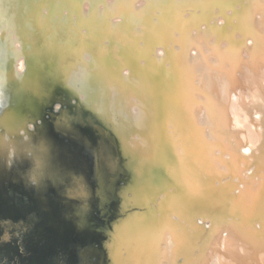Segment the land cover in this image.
<instances>
[{
    "label": "bare ground",
    "instance_id": "bare-ground-1",
    "mask_svg": "<svg viewBox=\"0 0 264 264\" xmlns=\"http://www.w3.org/2000/svg\"><path fill=\"white\" fill-rule=\"evenodd\" d=\"M60 1L63 7L75 13L76 6H80L82 2L80 0V2H76V5L71 0ZM93 1L100 4L99 0ZM118 1L124 4L122 8L121 6L117 7L113 3H105V8L101 5L103 8L98 13L97 18L90 17L83 12H77V17H79L78 24H84L86 33H78L71 46L59 45L55 40L50 43L48 41L49 39H46L47 32H44L41 26L45 25L42 24L45 22L44 18L46 19L47 17L38 15L39 11L37 10L31 16L33 19L32 24L37 30L39 29L42 34V39L40 40L37 35L28 37L29 41L36 44V49L34 48L35 52L39 50V46L43 47L44 52L49 53L53 59L52 61L50 60V63L56 62L55 64L58 65L56 66L57 69L59 68L60 71L64 70L62 71L64 75L65 72H69V75L66 74V86L68 89L71 87L70 82L73 83L75 81L78 72L79 76L84 78V72H88L92 68L95 75L99 74L103 76L101 79L95 78L96 80H93V87L98 86L97 89H99L100 93L98 94V101L92 99L90 95V101L94 105L91 110L100 118L102 125L108 127L117 135L120 144V153L123 158L122 162L131 169L134 176V184H119L117 186L118 189L115 191L121 197V203L117 206V210L127 215L122 217L115 225L116 231L113 242L111 243V259L113 263L130 264L127 261V255L126 258H123L125 262L123 260L120 262L118 257L121 256L123 246L126 242H137L139 239L141 240V244L144 243L145 247H149L151 241L157 242V244L153 245V248L157 249V253L153 251V254L149 256V264H176L179 258L182 260V264H264V153L261 150L262 147L264 148L262 144V141H264L263 23L260 20L254 19V9L250 8L252 10L250 12L247 5L242 3V0H215V4H219L220 13L226 10L231 11V14L226 15L227 17L225 18V21H232V19L236 21L231 23V32L236 30L243 38H251V48L243 52L240 50L241 47L236 46L237 44L234 41V44H228L229 42L227 41V44L220 48L215 47L214 40L209 42L210 40L208 38H214L215 41L224 38L221 28L211 25L208 22L212 14L209 2L213 0H173L172 11L163 12L156 28H149L144 25L146 16L142 7L133 9L132 0ZM200 1H204L202 3L204 5H200ZM50 3L52 4V2ZM186 3L190 5L184 8V13H203L202 16L194 15L196 20L192 21L191 25L184 32H181L179 28H175L174 22L181 16L180 6H185ZM236 4H240L238 9H234ZM126 7L129 8L127 13L125 11ZM153 8L157 9L156 12H161L159 8L155 6ZM52 9L57 10V7L53 6ZM262 10L264 13V8ZM9 13L7 11L6 13H2V15L8 17L10 16ZM113 13L121 14V17L126 21L119 26L113 25V21L104 24L102 19L104 16L102 15H112ZM201 17L205 18V28L194 29L196 32L193 33L191 30L199 23L198 20L201 21ZM78 24L76 27H78ZM135 26L141 28V32L136 36V43L139 40L142 41V45L140 46L130 38L131 29ZM172 39L179 46L180 59L183 61V67L185 69L183 70V76L179 75L180 82L185 87H181L178 94L184 100L185 104L190 105V108L194 107L193 104L197 106L199 104L202 105L199 110L196 111L195 109V112L200 115L197 117V125L204 130L207 141L211 143V140L214 138L212 126L215 125V121H211L209 116H207L206 111L208 106V110L222 126L224 135L233 142V150L231 152L234 154L230 160L231 163L227 161V164H231L228 169L229 173L232 174L231 176L235 178V175H237L238 178L240 177L242 179L240 182L237 180L238 183H235L236 186L233 184L234 187H239L240 184L243 185V191L239 197H237V194H230V197L228 195L229 193L227 194L233 188L231 183L229 186H223L224 184L215 186V180L217 179L214 178L207 179V181L201 179V185L204 186V189L201 191L198 190V187L189 188L187 185H184L183 176L185 171L183 172L180 168L181 165L188 166L186 164L187 151L182 152V154L178 153L177 149H175L176 145L174 146L171 140H167L169 137L166 135L164 126H162L165 120L163 118V110L166 107L173 106L172 102H174L176 88L175 81H179L178 76L175 77L174 72L169 69L172 67L171 69L174 71H178L179 74L182 73L176 60H171L170 68L166 65V60L172 58L176 50L174 42L171 41ZM105 42L107 43L106 45L104 44ZM157 48L163 50V58L160 54L152 55ZM123 49L129 50V54H125ZM189 49H193L192 54H189ZM18 52L19 49L17 48L16 53ZM85 55H89L87 56L86 70L80 64L81 61H77L79 60V56L82 58ZM94 56L99 57L100 60L94 62ZM63 57L65 59L70 57V62L66 61L65 65H63L64 62L62 60L59 61ZM89 58L91 59L89 62L94 65L88 64ZM142 61L145 64H142ZM75 62H78L75 65L76 69L79 67L77 75L74 71L70 72L69 69L71 67L70 65ZM111 62L113 63L112 65ZM125 64L142 70V74L146 79L142 81L141 90L146 93V97H153L155 100L153 103L155 110L154 116H151L150 119L147 118L146 108V106H149V99L144 102L146 106L144 105L142 107L138 105L140 107L138 114L141 113L138 116V120L143 121L144 125L147 126L148 132L152 133L153 127L156 126V132L153 131L154 137L151 136L149 141V149L145 148L144 150L139 142L131 138L134 131L136 134L140 133V126L126 128L123 125L125 119L132 118L130 116L131 113H126L127 117L122 116V112L120 113V109H126V104L128 103L127 97H129L127 89L124 90L125 84L120 82L117 76ZM103 65L111 70L105 72L102 69ZM153 65L158 67H155V70H153ZM23 71L24 68L20 73ZM62 72H60V76ZM46 80L48 78H43L39 82L37 81L40 84V89L34 92L32 91L31 94L34 99L37 97L40 102L49 101V97L43 90L47 86L53 88L52 82V85H50V82ZM150 83L153 84L152 87L149 86ZM20 84H18L16 78L15 80L9 77L0 78V104L1 106L3 105L2 107L11 101L27 107L29 103L32 105L34 100L31 98V100L25 101ZM6 86L12 87L14 94H11L6 89ZM75 89L76 91L78 90L77 88ZM109 91L111 96L109 95ZM84 104L86 103L84 102ZM37 105L39 106V104ZM115 110L119 111V113ZM108 112H112V114ZM25 118H15L14 115L8 123H5L7 125L0 127V130L7 131L13 136L18 134L16 129H22L25 132L27 127L25 128V125L23 127V124H21L24 123L23 119ZM110 118L117 119V122L111 123L109 121L111 120ZM30 125L34 127L32 121H30ZM46 134L49 133L47 132ZM64 137L59 134L57 136L59 140H56V142L59 141V143L57 142V145H55L56 153L54 155L57 159L55 158L56 163L50 159L52 162L51 167L54 168L50 173L67 177L70 183L75 181L78 185H81L82 176L77 177L74 175L73 167L70 163L66 164L64 156L59 151L62 147L63 139H65ZM198 139L199 137H196L193 141L195 148L198 146ZM160 140H166L167 148H164V144L160 143ZM46 142L50 146L53 144L51 135H49V139L47 138ZM75 143L77 145L80 144V148L83 147L79 138ZM57 146L60 147L57 148ZM242 148L246 152L251 149L255 150V156L241 157L237 151ZM84 150L85 152L83 151V154L90 158L91 149L87 147ZM3 156L4 150L0 154V165L3 163ZM251 162L255 166V173L249 176L248 172L251 171L249 169ZM207 166L212 171V174L218 177V180L230 175H222L220 172L219 174L214 171L213 163ZM51 167L49 168L51 169ZM167 167L173 168L167 172ZM188 167L191 166L189 165ZM68 170L69 172H67ZM173 171L179 172V179H173L171 177L173 176ZM212 174L206 175L210 177ZM171 183L176 189L175 193L171 191V187L169 188ZM165 196L168 198L164 202L162 198ZM149 204L151 208L148 207ZM130 205H134L136 208L132 211L127 210ZM197 208L221 209L217 217L223 218L222 215L229 217L227 225H232L231 230L226 235L222 233V235L215 236L214 238L208 235L205 244L198 241L194 243L192 241L193 237L187 236L188 239L183 240L178 245V238H174L165 232L162 234L161 231L165 225H173L172 214L178 215L182 221L181 223L189 225L191 228L197 226L189 221V216L195 211H198ZM129 211L130 213L128 214ZM256 218L260 220L258 223L260 228L258 229L250 227L249 225L250 221ZM177 223L179 225L180 222L176 221L175 224ZM184 224L181 225L184 226ZM220 226L221 224L212 226L211 234L213 236L217 235L214 229L218 232L222 229ZM226 227L228 228L229 226ZM183 229L187 230L185 226ZM246 229L251 230L252 233L246 234L244 232ZM155 234L158 235L154 236ZM197 237L202 241L199 235ZM144 238L145 240L143 241ZM194 239L197 238L194 237ZM209 240L212 241L208 242ZM137 244L139 245V243ZM207 247L209 248L208 254L206 251ZM195 249H197V252H195ZM115 259L119 260V262H116Z\"/></svg>",
    "mask_w": 264,
    "mask_h": 264
},
{
    "label": "water",
    "instance_id": "water-1",
    "mask_svg": "<svg viewBox=\"0 0 264 264\" xmlns=\"http://www.w3.org/2000/svg\"><path fill=\"white\" fill-rule=\"evenodd\" d=\"M53 1L0 0V78L9 77L14 80L16 78L18 84L21 83L25 101H29L31 98L34 100L32 105L28 104V107L15 104L12 101L4 107L0 104V127L7 125L5 123H8L14 115L15 118L31 116L29 121L34 123V130L28 132L27 135H35L37 137V140L34 139L35 144H40L48 132L53 138L52 145L54 146L57 145L58 136L55 130V120L67 124L70 122L69 119L74 118L75 122H70L66 126L76 129L78 123L96 122L94 125L96 130L92 129L93 126H88L86 130L91 141L85 142L80 139L84 149L87 147L91 149V157H86L83 154V151L85 152L83 147L80 148L75 143L80 136L78 132H73L70 135L72 137L68 138L63 133L59 134L65 136L62 147L59 149L65 158L64 161L66 164H71L77 175L82 176L81 182L79 181L81 185L75 181L70 183L67 177L47 172V163L50 164L51 161L46 162L48 159L40 153L37 145L34 148L31 147L30 155L17 158L16 141L13 136V142L9 144L8 149L4 150L6 158L3 157L6 161L0 165V264H114L111 259V243L116 231L115 225L127 215L117 210V206L121 203V197L115 191L118 189L119 180H122L121 185L134 184V176L131 169L122 162L117 135L102 125L100 118L91 110L94 105L90 101V95L92 99L98 101L100 93L97 89L98 86L93 87L92 85L93 80H96L93 71L89 69L87 74H83L84 78H81L75 70L76 63L73 66L70 65V72L74 71L77 75L76 82L74 81L71 85L87 94L84 100H78L75 97L76 104H71L72 89H68L66 86V74L69 75V72H65L64 75L62 72L64 70L57 69L56 62L50 63V60L53 59L49 53L44 52L43 47L39 46V50L35 52L36 44L28 39L32 35H37L40 40L42 39L39 29L37 30L32 24L31 16L37 10L39 11L38 15L41 16L44 13V17L53 18L52 10L54 9L50 6L52 5L50 2ZM82 1L89 3L87 12L90 14L96 13L100 5L105 8V3L108 1L117 7L121 6L122 8L124 5L118 0H99L100 4L93 0ZM141 6L146 16L144 25L156 28L163 12L172 11L173 0H145ZM154 6L159 8L162 13L158 11L160 14L155 15L157 9L153 8ZM75 9L78 13L82 11L80 6H76ZM128 9L126 7V13L129 11ZM7 11L10 12V16L2 15ZM102 16H104L102 18L104 24L112 22L115 18L121 20L113 21L115 26L122 25L126 21L118 13ZM153 16H156V19ZM228 25H231V21H227L221 30L224 37L228 36L226 38L228 42L234 44L232 35L236 30L231 32V36L226 35ZM5 30L8 33H5ZM244 39L236 42V46L240 48L244 44ZM15 40L19 44V52L16 54L15 49L12 50ZM55 49L58 50L56 47ZM13 55L24 60V71L20 74H15L12 69ZM60 60L65 65V62H70L71 58L63 57ZM88 64L94 65L90 62ZM72 67H74L73 70ZM60 72H62L61 76ZM43 78H48L46 81H49L50 85L53 84V88L47 86L43 90L49 97L47 102H40L37 97L34 99L31 96L32 91L40 89L38 82ZM86 85L93 92L89 90L88 93ZM6 89L14 94L12 87L6 86ZM55 104L61 105L57 111L53 110ZM95 104L99 107L97 103ZM45 116H48L49 119H46ZM27 118L23 119L24 123ZM38 119L42 121L41 125L37 123ZM24 123H21L23 127ZM16 130L18 131V129ZM94 140H96L95 143ZM92 143L95 144L94 147ZM59 147L57 146V148ZM261 150L264 153L263 147ZM251 151V154H241L239 150L237 152L241 157H254L255 150L251 149ZM250 165L254 166L252 162ZM210 178L218 179L214 174L208 177V179ZM218 181L220 182V180ZM170 187L171 191L175 193L176 189L172 183ZM227 194L230 197V191ZM166 198L168 197L162 198L164 202ZM148 207L151 208L150 204ZM135 208L134 205H130L127 210L132 211ZM197 209L198 211L189 216L190 222L194 223V219L199 217L202 221L209 220L212 226L221 224L222 230L226 229L229 217L223 215V218L217 217L221 209ZM255 220L260 221L257 218L253 219V221ZM253 221H250V227H252ZM244 232L252 233L249 229ZM92 258L95 260H91ZM176 264H182V260L179 258Z\"/></svg>",
    "mask_w": 264,
    "mask_h": 264
},
{
    "label": "rangeland",
    "instance_id": "rangeland-1",
    "mask_svg": "<svg viewBox=\"0 0 264 264\" xmlns=\"http://www.w3.org/2000/svg\"><path fill=\"white\" fill-rule=\"evenodd\" d=\"M71 1H74L75 4H76V2H80V0H78V1L71 0ZM154 1H156V0H154ZM179 1H181V0H179ZM197 2H199V1H197ZM200 2H201V4L199 3L200 5H204V4H202V3H204V1H200ZM106 3L109 4L110 1H108ZM144 3H145L144 0H132V7H133V9H137L139 7H142L141 5ZM215 3H216L215 0L209 2L212 14H211V16L209 15L210 19L208 20V22L211 25H215L217 27L223 28V26H225L226 22H227V21H225L226 20L225 18L231 14L230 13L231 11L226 10L224 12L221 11V13H220L219 12V4H215ZM242 3L244 5H247L250 12H252L251 9H254V12H253L254 13V19L258 20V21L260 20L263 23L262 25L264 26V13L262 10L264 8V0H242ZM189 5L190 4L186 3L185 6L184 5L182 7L180 6V12H181L180 15L181 16H180V18H178L174 22L175 28L176 27L179 28L181 32H184L186 30V28L191 25V22L196 20L194 15L202 16V13H203V12H200L198 14L197 13L196 14L195 13H192V14L184 13L183 12L184 8L188 7ZM50 6H51V8H53V6L54 7L56 6L57 10H53L54 12L52 11L53 15L52 14L51 15L53 16V18H50V19H48V17L46 19L44 18L45 22L42 25H44V24L45 25L41 26V29H43L44 32L45 31L47 32V35H46L47 38L46 39L47 40L49 39L48 41L50 43H52V41L55 40L59 45H67V47L71 46L73 44V42L75 41L76 35L78 33H80V34L86 33V28L84 27V24L82 23L79 25L78 24V22H79L78 18L79 17H77V12L75 13V12L67 10L66 7H63L61 5L60 0H57V1L54 0L52 2V5H50ZM239 7H240V4H236L234 6V9L235 8L238 9ZM80 8L82 9L81 13L83 12V13L88 14V16H90V17L97 18L98 13L100 11H102L103 7L101 5L98 6L97 12L94 14L93 13L90 14L89 12H87L88 8H89L88 2L85 3V1H82L80 4ZM158 13L159 12L157 11L155 13V15H158ZM42 15L44 16V13ZM186 16H187V18H186ZM204 17H201L200 18L201 21L198 20L199 23L196 24L195 28H193L191 30L193 33L196 32V30H194V29H200V28L204 29L205 28V26H204L205 18ZM153 18L156 19V16H153ZM113 21L119 22L121 20L119 18H117V19L115 18V19H113ZM232 22H236L235 19H232L231 23ZM77 24H78V27H76ZM231 29H232V24H231V26L228 25L226 27V30H227L226 35L229 34L231 36V33H230ZM6 32H7V30H5V33ZM139 32H141V28L139 26H137V27L135 26L133 29H131L130 38L132 41H134V43H136V41H137L136 36H137V34H139ZM216 32H217V29H216ZM209 36H210V34H209ZM4 37H6V35H4ZM226 38L224 37L223 39L221 38L220 40H217V41H215L214 38H208V40H210L209 42H212L214 40L215 47L220 48V47H224L227 44L226 42L228 40ZM232 39L234 42H238L240 40H243V37L241 36L240 33H238L236 31L232 35ZM171 41L174 42V44H175L174 47L176 48V50L174 49L175 53H174L173 57L166 60V65L169 66L168 68H170L171 67L170 62H172L171 60H176L177 65L181 69L182 73L180 72L181 74H179L178 71L176 72L173 69H171L172 67L169 69L170 71L174 72L175 77L178 76L179 81H177V80L175 81L176 88H175L174 102H172L173 106H170L169 108L166 107L165 110H163L164 111L163 112V118H165V120L163 121L162 126H164L166 135H168V137H169L167 140H171V143L173 142L174 146L176 145L175 149H177V152L182 154V152L184 153V151L185 152L187 151L186 152L187 153L186 164L188 166L190 165L192 168L188 167L186 165H181L180 169L183 172L185 171L184 172L185 174L183 176V180L185 183L184 185H187L189 188L198 187V190L201 191L204 189V186L201 185V183H202L201 179L204 181L205 180L207 181L208 176L206 174H210V175L212 174V171H210V169H208L207 165H211V163H213L214 171H216L218 173L220 172L222 175H226V174L232 175L231 173H229V170H228L229 167L231 166V164H227L228 163L227 161H229V163H231L230 160L234 154L231 152L233 150L232 149L233 142L231 141V139H227L226 135H224V133L222 132L223 131L222 126L220 125L219 121L217 119H215L214 115L208 110V108H209L208 106H207V111H206L207 116H209L211 121H215V123H214L215 125L212 126L213 127L212 134H213L214 138L211 140V143L209 141H207V139L205 138V135H204V130H202L197 125V117L200 115L197 114V112H195V109H196V111L199 110V108L202 105L199 104V106H197L196 104H193V106H194L193 107L194 109H193V108H190V105L185 104L184 100L182 98H180V95L178 94V92L181 89V87L182 88L185 87V86L183 87V84H181V82H180V76L184 73L183 70H185V69L183 67V61L180 59L179 46L177 45V42L174 41L173 39ZM250 41H251V38H245L244 39V44L240 48L241 51L245 52V51H248L249 48H251V42ZM13 44H14V46H13L14 48L12 50L15 49L14 52L16 54V49L17 48L19 49V46H18V43L16 42V40L13 41ZM104 44L106 45L107 43L105 42ZM136 44L138 46H140V45H142V41L139 40V42ZM228 44H230V43H228ZM192 50L193 49H189V54H192V52H193ZM123 51L125 52V54H129V50L123 49ZM154 51L155 52L153 54H156V55L160 54V56H162V57L164 56L163 55L164 53H162L163 52L162 49L157 48ZM87 56H89V55H87ZM87 56L85 55V57H82V58H81V56H79V58H78L79 60H77L79 62L81 61L80 64L83 65L85 70H86V66H87V58H88ZM94 57H95L94 62L100 60L99 57H96V56H94ZM12 59H13V66H12L13 71L15 72V74H20L21 70L24 68L23 67L24 66L23 59L16 58V56L14 57V55H13ZM89 61H90V58L88 59V62ZM75 63L77 64L78 62H75ZM112 64L113 63L111 62V65ZM142 64H145L144 61H142ZM101 65H102V63H101ZM71 66H73V64ZM88 67L90 68V66H88ZM153 67H154V69L153 68H151V69L155 70V67L157 68L158 66L153 65ZM123 68H122L123 71L121 69L120 74L117 76L120 79L119 81L125 84L124 90L127 89V91H128L127 94L129 97H127L128 103L126 104V109H128V110L120 109L121 110L120 113L122 112L121 113L122 116H126L127 115L126 113H131L130 116L132 117V118L125 119L123 122L124 123L123 125L126 128L130 127V126H140V130H141L140 133L136 134L134 131L131 135V138L133 140H136L137 142H139V144L142 146V148H144V150H145V148L149 149L150 148L149 141H150L151 136L154 137L153 131L156 132L155 131L156 126L153 127L152 133H149L147 126L144 125L143 121L138 120V118H139L138 116L141 114V113L138 114V111L140 110L139 106L140 105L142 107L144 105L146 106V104H144V102L147 101V99H149V101H148L149 106H146V108H147V118L150 119L151 116H154L155 110L153 108V103L155 102V100L153 99V97L152 98L146 97V93L143 90H141L142 81H144L146 79V77L143 76V74H142V70L139 68H136L134 66L131 67L127 64H125ZM73 69H74V67H72V70ZM78 69H79V67L75 70H78ZM102 69L105 72L111 70L107 66H104V65H103ZM90 70H92V68H90ZM86 72L87 71H85L84 73L87 74L88 72L87 73ZM78 74H79V72H78ZM94 76L96 79H101L103 77L99 74L94 75ZM71 84L72 83L70 82V86H71L70 88L72 89L71 90L72 91V93H71L72 97L70 99V103L75 105L77 99L78 100H84V98L87 96V94H84V92H82L80 90L76 91V89ZM149 86L152 87L153 84L150 83ZM85 88L88 89L87 91L89 93L90 88H88L87 85L85 86ZM90 91L93 92V90H90ZM109 95L111 96L110 91H109ZM75 97L77 99H75ZM59 108H61V105L55 104L53 107V110L57 111V110H59ZM124 110H126V111H124ZM116 112L119 113V111H116ZM108 113L112 114V112H108ZM28 118L30 120L31 116H28ZM28 118H27V121H25V123H24L25 127H27V132H24L22 129H20L17 131L18 134L15 135L16 150H17L16 152H17V156H18L17 158H19V156L25 157V155H27V154L30 155L31 147L34 148L37 145L39 147V150L41 151L40 153H42V155H44L48 159L46 162L50 161V159L54 160V162H55V160L57 159L56 156H54L56 153L55 152V145L56 144L54 146L53 145L50 146V145H48V142H46L47 138L49 139L50 133L45 134V138L42 139L40 144H35L34 139L37 140V137L35 135L34 136L31 135L32 137L27 135L28 132H31L32 130H34V127H32L30 125V121L28 120ZM45 118L49 119L48 116H45ZM74 120H75L74 118L69 119L70 122H75ZM109 121L111 123L117 122V119H111ZM70 122H67V124ZM37 123L39 125H41L42 121L40 119H38ZM54 123H56L55 124L56 133H58V134L63 133L66 136V138H68V135L70 136L73 132H78V134L80 135L79 139H83L85 142L90 140V136L87 134V131H86L87 127L93 126L94 128L92 127V129H95V127H96V126H94L96 124V122L91 123L88 121L78 123L79 125H78L77 129L71 128L70 126H66L67 124H64L63 122H59L57 120H55ZM199 129H200V131H199ZM196 132H199V133L196 134ZM196 137H199V139L197 141L198 146L195 148L193 141ZM96 138H97V136H96ZM13 140H14L13 135H10V133L7 131L0 130V154L2 153L3 150L8 149L9 144L11 142H13ZM57 140H59V138ZM57 142L59 143V141H57ZM95 142H96V140H94V143ZM263 142L264 141H262V144H263ZM160 143L164 144V148H167L168 145L166 143V140H160ZM94 145L95 144L92 143L93 147H94ZM78 146H80V144H78ZM162 150H164V149H162ZM239 152L241 154H251L252 151L250 150V151L246 152L242 148V149H239ZM4 157L2 159L3 162L6 161V159H4ZM7 165H9V164H7ZM51 166H52V162L50 164L47 163L46 169L48 168L47 171L49 174H50L51 170L54 169ZM171 166H173V165H171ZM49 167H51V169ZM171 168H173V167H167L166 171L169 172ZM249 169H251V171L248 172V175L252 176L253 173H255V166L250 165ZM249 169H247V171H249ZM67 172H69V170ZM73 173L77 177L80 176L79 174L77 175L75 173V170ZM179 175H180L179 172L173 171V176H171V177L173 179H175V178L179 179ZM217 180H215V184H214L215 186H218L219 184H224L223 186H229V183H231L232 186H233V184H234V186H236L235 183H238L237 180L239 182L242 181V179H240V177L238 178L237 175H235V178L227 175V177L224 179H221L220 182ZM226 182H229L228 185L225 184ZM120 183H122V180H119L117 184H120ZM234 186L232 189H230V194L231 195L237 194V197H239L240 193L243 191V185L240 184L239 187H234ZM172 218H173V225H169V226L165 225L161 232H162V234H163V232H165L168 235L170 234L174 238H178L179 239L178 245L183 240L188 239L187 236L193 237L192 241H194V243L198 241V242H203V244H205L207 241L206 237L208 238V235L213 237V238L215 236L217 237L218 235H222V233L224 235H226L228 233V231L231 230V228H232L231 227L232 225L230 224V225H227L230 228L226 227V229H223V230L221 229L222 231L220 230L219 232L216 231V229H214L215 234H217V235L213 236L211 234V228H213V227L210 226L209 221H206V220L202 221L201 218L196 217V219H194V223L197 226L191 228V227H189V225H185L184 223H181L182 221L179 219L178 215L172 214ZM176 221L180 222L179 225H178V223L175 224ZM258 223L259 222L255 220L251 223V226L255 229H258V228H260ZM181 224H184V226L186 227L187 230H184L183 229L184 226ZM156 235H158V234H155L154 236H156ZM198 235H199L200 239L202 238V241H200L198 239V237H197ZM194 237L197 239H194ZM151 239H153V237H151ZM144 240H145V238L143 239V241ZM210 241H212V240H209L208 242H210ZM137 243H139V245ZM150 243L151 244L149 247H145L144 243L141 244V240H139V239L137 240V242L128 241L123 246V251L121 252V256H119L118 259H120V262L122 260L125 262V259H123V258H126V255H127V261L130 262V264H145V263L149 264V262H150V260L148 259L149 256H151L153 254V251H155L154 253H157V249L153 248V245L157 244V242L151 241ZM206 251L208 254V251H209L208 247H207ZM195 252H197V249H195ZM91 260H95V259L92 258ZM115 261L119 262V260H116V259H115ZM195 264H197V263H195Z\"/></svg>",
    "mask_w": 264,
    "mask_h": 264
}]
</instances>
